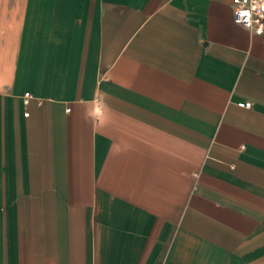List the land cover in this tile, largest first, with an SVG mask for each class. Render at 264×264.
Segmentation results:
<instances>
[{
    "label": "crops",
    "instance_id": "1",
    "mask_svg": "<svg viewBox=\"0 0 264 264\" xmlns=\"http://www.w3.org/2000/svg\"><path fill=\"white\" fill-rule=\"evenodd\" d=\"M0 264H264V31L0 0Z\"/></svg>",
    "mask_w": 264,
    "mask_h": 264
},
{
    "label": "built area",
    "instance_id": "2",
    "mask_svg": "<svg viewBox=\"0 0 264 264\" xmlns=\"http://www.w3.org/2000/svg\"><path fill=\"white\" fill-rule=\"evenodd\" d=\"M234 21L255 34L264 31V0H232ZM25 96H30L29 92ZM69 110V108H68Z\"/></svg>",
    "mask_w": 264,
    "mask_h": 264
}]
</instances>
